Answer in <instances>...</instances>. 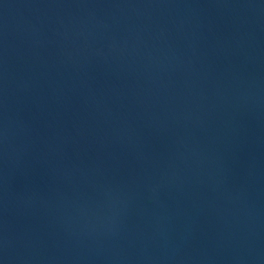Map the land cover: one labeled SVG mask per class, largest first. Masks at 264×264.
<instances>
[{"label": "water", "instance_id": "water-1", "mask_svg": "<svg viewBox=\"0 0 264 264\" xmlns=\"http://www.w3.org/2000/svg\"><path fill=\"white\" fill-rule=\"evenodd\" d=\"M0 264H264V0H0Z\"/></svg>", "mask_w": 264, "mask_h": 264}]
</instances>
